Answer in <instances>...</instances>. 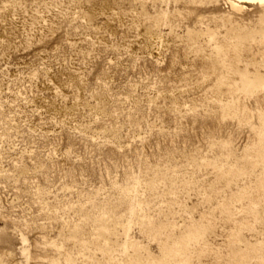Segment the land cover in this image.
Returning <instances> with one entry per match:
<instances>
[{
	"label": "rangeland",
	"instance_id": "rangeland-1",
	"mask_svg": "<svg viewBox=\"0 0 264 264\" xmlns=\"http://www.w3.org/2000/svg\"><path fill=\"white\" fill-rule=\"evenodd\" d=\"M0 264H264V4L0 0Z\"/></svg>",
	"mask_w": 264,
	"mask_h": 264
},
{
	"label": "bare ground",
	"instance_id": "bare-ground-1",
	"mask_svg": "<svg viewBox=\"0 0 264 264\" xmlns=\"http://www.w3.org/2000/svg\"><path fill=\"white\" fill-rule=\"evenodd\" d=\"M233 1L238 2L240 4H257V3L264 4V0H233Z\"/></svg>",
	"mask_w": 264,
	"mask_h": 264
}]
</instances>
